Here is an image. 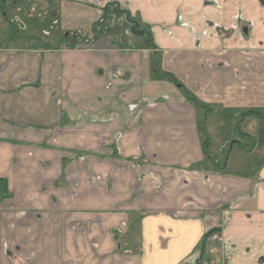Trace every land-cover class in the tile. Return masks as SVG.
Segmentation results:
<instances>
[{"label":"crops","instance_id":"crops-1","mask_svg":"<svg viewBox=\"0 0 264 264\" xmlns=\"http://www.w3.org/2000/svg\"><path fill=\"white\" fill-rule=\"evenodd\" d=\"M65 3L74 46L0 13V264H264V0Z\"/></svg>","mask_w":264,"mask_h":264},{"label":"rangeland","instance_id":"rangeland-1","mask_svg":"<svg viewBox=\"0 0 264 264\" xmlns=\"http://www.w3.org/2000/svg\"><path fill=\"white\" fill-rule=\"evenodd\" d=\"M17 5H20L23 9L21 12H13L12 9L16 10ZM35 5H37L35 7ZM66 5L65 0H0V13L5 11L9 18H12L14 14H19V19L23 22H9L10 27L17 26L19 29L17 34L20 37H24L25 41H27V45L39 49H49L55 48L57 46L66 44L70 45V43L74 46L77 41H81L82 35L92 34L91 27L88 26V23L91 22H65L63 19V15L60 12L64 9L63 7ZM36 8V10L32 13L31 16L28 15V11L31 8ZM46 10V11H45ZM52 10L56 13V17L51 16L53 13ZM68 13H67V12ZM81 12H84L83 9L79 7H75L73 11H69L68 8L63 10V14L66 17V20L72 16L73 20H77V16H80ZM88 12V11H87ZM87 14V13H86ZM93 11L90 10V19L94 17ZM98 22H94L92 26V32L95 34L98 33ZM12 30V29H11ZM14 31V29H13ZM89 32V33H88ZM67 37V38H66ZM226 126H228V123ZM222 134V135H221ZM230 134V136H228ZM233 131L230 129H225L220 132V137L218 139V143L211 146L213 141H209L207 146H211L208 148L210 155L213 160H218L219 162L224 160V158L229 154L228 160L236 161L238 160L241 163V166L238 170H234L233 173H239L243 175L251 176L254 174L252 172V165L254 164V155L243 154L236 144L231 146L232 140H240L243 141L240 135L235 134L234 137ZM215 138V136H213ZM207 141V140H206ZM245 146H251V140H244ZM233 148V149H232ZM244 165V169L243 168ZM246 166V167H245ZM248 168V169H247ZM219 240L216 241V245H218L220 241V235L218 234ZM208 244V243H207Z\"/></svg>","mask_w":264,"mask_h":264},{"label":"trees","instance_id":"trees-1","mask_svg":"<svg viewBox=\"0 0 264 264\" xmlns=\"http://www.w3.org/2000/svg\"><path fill=\"white\" fill-rule=\"evenodd\" d=\"M129 19V18H128ZM130 22L129 23H131V29H132V31H133V33L134 34H136V35H143V34H150V28H149V26H145V25H143L144 27H145V30H143V29H141V27H140V25H141V22H140V20H138V19H130L129 20ZM185 95H186V98L191 102V103H193L194 105H196V106H198L199 105V103L195 100V98H194V96H192L191 94H189V93H185ZM219 232H220V230L219 229H211V230H209L207 233H206V235L204 236V238H203V241H202V244H201V246H200V250H201V259H202V257H204V254H205V251H206V249H207V247H208V239L213 235V234H219Z\"/></svg>","mask_w":264,"mask_h":264},{"label":"built area","instance_id":"built-area-1","mask_svg":"<svg viewBox=\"0 0 264 264\" xmlns=\"http://www.w3.org/2000/svg\"><path fill=\"white\" fill-rule=\"evenodd\" d=\"M217 240H219L218 234H213V235L208 239V244L216 243Z\"/></svg>","mask_w":264,"mask_h":264}]
</instances>
